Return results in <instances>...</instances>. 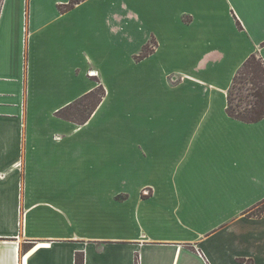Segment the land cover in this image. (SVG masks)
I'll return each instance as SVG.
<instances>
[{"label": "crops", "instance_id": "0c3cea01", "mask_svg": "<svg viewBox=\"0 0 264 264\" xmlns=\"http://www.w3.org/2000/svg\"><path fill=\"white\" fill-rule=\"evenodd\" d=\"M69 2L0 0V264H264V119L227 111L264 0ZM163 69L189 99L146 118ZM100 85L86 124L57 115Z\"/></svg>", "mask_w": 264, "mask_h": 264}, {"label": "trees", "instance_id": "16d2710c", "mask_svg": "<svg viewBox=\"0 0 264 264\" xmlns=\"http://www.w3.org/2000/svg\"><path fill=\"white\" fill-rule=\"evenodd\" d=\"M83 0H70L69 4L60 6L61 12L72 10ZM157 41L152 40L136 56L137 60H143L154 52ZM106 91L100 85L94 91L84 94L71 105L60 110L57 115L79 125L86 124L97 111L105 97ZM228 116L243 123H256L264 119V62L261 57L253 54L241 68L232 81L228 92ZM249 217L261 218L264 216V202L248 212ZM241 263H245L244 260ZM77 264H84L82 255L77 256ZM248 264H251L249 262Z\"/></svg>", "mask_w": 264, "mask_h": 264}, {"label": "rangeland", "instance_id": "374dc122", "mask_svg": "<svg viewBox=\"0 0 264 264\" xmlns=\"http://www.w3.org/2000/svg\"><path fill=\"white\" fill-rule=\"evenodd\" d=\"M155 50H156V47L154 48V52H155ZM154 52L152 54H154ZM148 57H150V56H148ZM168 61L171 62V64H169L171 66H174L176 64L174 66L176 68L182 67L183 69L189 68V70H190V68L192 67V64H190V62H187V60H184L180 63L181 60H179L177 62V60L171 59L169 57L168 58H165V57L158 58V60H156V63H164L165 62L164 67H166V65L168 64L167 63ZM172 63H174V65ZM166 71H167L166 69H163L162 72L158 76H155V74H153L151 71V73H150L151 78L150 79L156 78L158 83H159V87L157 89L150 90V94L148 93V95H146V102L142 105V111H140V109L138 108L139 109L138 114L141 112L143 115L146 116V118L153 117V119H154V118H156V116L163 115L164 113L167 112L168 107H167V105L164 104V100L166 101V100H170L171 98H173V99L179 98L180 104H182L184 101H187L189 99L190 95L188 93H183L182 89L177 91V90H173V89L168 88L165 85H163L162 81H164V74H165V76L167 75L165 77V79H166V81H168V83H170L169 86H173V87H176L179 85L178 82L181 78L180 75H177L174 73L167 74ZM156 79H154V80H156ZM156 98H157V100H156ZM159 98H162V99H159ZM181 109H184V106H181ZM123 121L124 120H119V123L121 124ZM84 135H86L85 132L82 133V137ZM149 195H150V190H148V189L144 190V196H149Z\"/></svg>", "mask_w": 264, "mask_h": 264}]
</instances>
